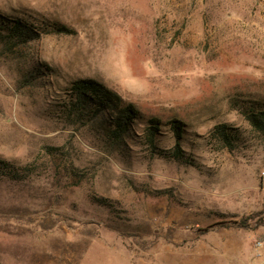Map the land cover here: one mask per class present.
Wrapping results in <instances>:
<instances>
[{
  "label": "rangeland",
  "instance_id": "obj_1",
  "mask_svg": "<svg viewBox=\"0 0 264 264\" xmlns=\"http://www.w3.org/2000/svg\"><path fill=\"white\" fill-rule=\"evenodd\" d=\"M13 21L65 32L13 47ZM78 80L135 108L133 137L63 118ZM250 107L264 109V0H0V160L19 170L0 177V264H264Z\"/></svg>",
  "mask_w": 264,
  "mask_h": 264
},
{
  "label": "trees",
  "instance_id": "obj_2",
  "mask_svg": "<svg viewBox=\"0 0 264 264\" xmlns=\"http://www.w3.org/2000/svg\"><path fill=\"white\" fill-rule=\"evenodd\" d=\"M30 25L23 21H13L7 24L6 30L11 33L8 42L11 46L16 47L20 44H25L35 40L38 33L41 34H60L65 30L57 24L40 23V27ZM43 32V33H42ZM65 98V97H64ZM62 105L57 108L65 120L79 119L81 116L97 118L102 115L107 126V135L118 141L125 138L130 133L131 127L138 119L137 112L132 105H124L121 98L114 92L108 90L103 85L93 80H78L70 85L69 94L64 100H60ZM249 126L257 133L264 135V109H256L250 107L242 111ZM77 118V119H76ZM90 120V119H86ZM155 121H150V126L145 129L143 139L145 145L155 152L157 149L154 146V138L158 135V127ZM171 131L175 138V148L172 152V158L179 161L182 158L179 150V142L181 140L182 130L178 123L170 124ZM129 132V133H128ZM215 135L220 143L225 147L232 146V136L223 126L215 129ZM119 141V142H121ZM156 154V153H155ZM19 170L3 160H0V177L5 178L10 182L18 181Z\"/></svg>",
  "mask_w": 264,
  "mask_h": 264
},
{
  "label": "built area",
  "instance_id": "obj_3",
  "mask_svg": "<svg viewBox=\"0 0 264 264\" xmlns=\"http://www.w3.org/2000/svg\"><path fill=\"white\" fill-rule=\"evenodd\" d=\"M261 178H263V179H264V173H261Z\"/></svg>",
  "mask_w": 264,
  "mask_h": 264
}]
</instances>
